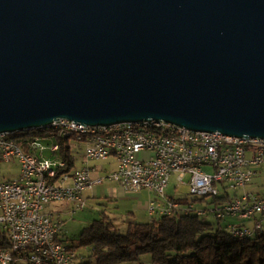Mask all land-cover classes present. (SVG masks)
Here are the masks:
<instances>
[{"label":"water","instance_id":"95a60500","mask_svg":"<svg viewBox=\"0 0 264 264\" xmlns=\"http://www.w3.org/2000/svg\"><path fill=\"white\" fill-rule=\"evenodd\" d=\"M60 119L264 139V0H0V134Z\"/></svg>","mask_w":264,"mask_h":264},{"label":"built area","instance_id":"2783aa9c","mask_svg":"<svg viewBox=\"0 0 264 264\" xmlns=\"http://www.w3.org/2000/svg\"><path fill=\"white\" fill-rule=\"evenodd\" d=\"M47 126L60 132V138L75 134L73 142L84 144L87 161L114 157L117 169L105 179L124 190L153 194L147 205L150 222L173 215L212 217L220 223L235 218L240 225L226 222L230 235L252 237L262 230L264 195L238 192L264 165V139L192 132L161 121L88 127L60 119ZM52 141V135L29 139L39 151L33 154L0 134V161L15 160L19 167L18 178L0 181V264H74L78 260L74 247L60 236L61 221L45 207L68 203L72 213L82 212L86 208L83 193L101 179L90 181L87 168L57 176L64 163L53 159L58 146ZM46 150L49 158L43 154ZM141 153L148 154V159H138ZM172 176L175 188L185 185L190 195L201 200L213 197L212 206L197 208L194 201L183 205L166 196Z\"/></svg>","mask_w":264,"mask_h":264},{"label":"trees","instance_id":"16d2710c","mask_svg":"<svg viewBox=\"0 0 264 264\" xmlns=\"http://www.w3.org/2000/svg\"><path fill=\"white\" fill-rule=\"evenodd\" d=\"M36 135L33 130L9 137L25 152L37 154L27 142ZM52 143L58 146L53 159L64 163L57 176L74 172L69 139L56 137ZM207 218L173 215L121 230L102 211L78 237L79 246L88 251L82 264H264V222L257 235L237 239L220 222Z\"/></svg>","mask_w":264,"mask_h":264},{"label":"crops","instance_id":"0c3cea01","mask_svg":"<svg viewBox=\"0 0 264 264\" xmlns=\"http://www.w3.org/2000/svg\"><path fill=\"white\" fill-rule=\"evenodd\" d=\"M74 146V148L70 146L75 160L74 171L87 168L90 181L101 179V183L83 193L86 208L82 212L72 213L71 205L68 203L54 202L45 207L46 212L61 221V238L64 241L69 239L70 242L73 238L78 239L83 229L87 228L102 211L121 230H125L128 224L149 223L151 218L147 213V205L154 195L144 190L140 192L124 190L116 183L109 182L105 177L117 169L115 158L87 161L84 157V146L76 143ZM74 149L77 151L75 154H73ZM70 244L74 247L73 243Z\"/></svg>","mask_w":264,"mask_h":264},{"label":"rangeland","instance_id":"374dc122","mask_svg":"<svg viewBox=\"0 0 264 264\" xmlns=\"http://www.w3.org/2000/svg\"><path fill=\"white\" fill-rule=\"evenodd\" d=\"M41 145H46L45 141H40ZM75 145V142L70 141V146L73 147ZM84 145V144H80ZM75 147V146H74ZM73 147V148H74ZM77 151L76 149L73 150V154H75ZM37 154H39V151H36ZM46 157H50L51 154L48 150L43 152ZM138 159H141L143 161L148 159V154L141 153L137 156ZM19 175V167L15 160H10L8 163H5L3 161H0V181H7L11 180L13 178H17ZM175 176H172L169 181V185L165 190L166 196L172 198L175 201H179L181 204L185 205V203H191L194 201L195 207L197 208H208L212 206V202L214 201L213 197H206L204 200H201L198 197H195L193 195L189 194V190L185 185H181L179 188H175ZM242 193H248L252 194L253 196H262L264 195V165L258 167L256 169V175L252 179V182L245 186V188L241 189L238 194ZM233 193H231V196ZM210 223L216 222L213 218L209 217L207 218ZM226 222H229L231 224H241L239 221H237L235 218H226L224 222H221L222 225L226 226ZM247 226H252L251 222L246 223ZM69 237H71L69 235ZM69 240V239H68ZM65 239V243L70 245V243L74 244V249L76 253L78 254V260L74 264H82L83 261L86 260L88 251L84 249L83 247H80L78 244V239L73 238L72 241H68ZM122 264H134L130 262H124Z\"/></svg>","mask_w":264,"mask_h":264},{"label":"bare ground","instance_id":"6f19581e","mask_svg":"<svg viewBox=\"0 0 264 264\" xmlns=\"http://www.w3.org/2000/svg\"><path fill=\"white\" fill-rule=\"evenodd\" d=\"M38 135L37 138H44V136H50L52 135V139L59 137L60 138V132H52V126H45L43 131H40V128L37 129ZM10 135L7 134V141H15L9 137ZM65 138L69 139V141H75V134H67L65 135ZM181 216H187V215H181ZM232 237H235L237 239H246L250 238V236H245V234H233Z\"/></svg>","mask_w":264,"mask_h":264}]
</instances>
